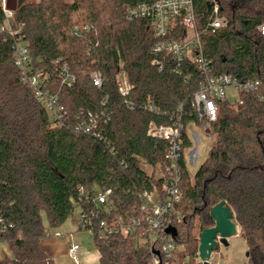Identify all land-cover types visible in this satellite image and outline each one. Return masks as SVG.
<instances>
[{"label":"trees","instance_id":"1","mask_svg":"<svg viewBox=\"0 0 264 264\" xmlns=\"http://www.w3.org/2000/svg\"><path fill=\"white\" fill-rule=\"evenodd\" d=\"M145 1L7 0L20 40L33 64L48 73L49 88L69 120L64 126L54 124L20 81L13 62L14 40L0 34V215L6 225L0 242L12 251L0 264H54L40 242L47 228L58 227L77 208L93 212L95 222L140 218L142 193L157 189L163 194L165 182L147 177L137 157L163 167L174 163L179 174V221L170 220L176 234L166 235L178 264H196L198 236L213 225L209 211L220 201L234 214L248 262L264 264V87L240 94L241 103L217 102L212 144L193 174L183 152L171 160L168 143L146 135L149 122L168 124V118L152 115L142 105L147 96L161 109L173 111L181 105L182 146L188 148L186 128L197 124L191 100L202 75L187 60L179 64L180 72L172 71L174 63L166 58L161 70L151 65V49L158 39L150 22L125 17L127 8ZM215 1L226 24L202 35L211 72L264 81V36L256 31L264 22V0ZM210 2L193 0L198 26L207 19ZM56 59L67 63L75 76L70 87L54 78ZM94 70L101 73L100 88L91 82ZM121 74L133 85L128 96L133 109L125 107L117 91ZM87 115L95 116L92 131L98 137L69 126ZM106 189L109 195L98 203L96 192ZM92 233L96 264L150 263L143 229L103 239L97 237V227Z\"/></svg>","mask_w":264,"mask_h":264},{"label":"built area","instance_id":"2","mask_svg":"<svg viewBox=\"0 0 264 264\" xmlns=\"http://www.w3.org/2000/svg\"><path fill=\"white\" fill-rule=\"evenodd\" d=\"M7 0H0V10L2 12V23H0V34L14 40L12 44L13 62L19 73L20 81L32 92L34 98L44 106L50 119L54 124L64 126L68 124L69 113L60 104L58 96L49 88L48 73L33 64L26 44L20 40L19 26L13 25V11L7 8ZM210 13L207 19L198 26L196 24L193 0H146L145 2L126 9L127 19H147L154 36L158 39L151 49V65L161 70L164 67V59H170L174 65L172 71L180 72L179 64L185 60L194 64L202 75V80L198 90L192 95L191 106L194 110L197 125L202 135L210 140L212 138L211 128L215 122L219 108L218 101L226 100V90L233 88L238 93V98L234 102L241 103L240 94L255 92L260 87H264V81L258 79H238L227 73H212L211 61L204 55L202 47V35L206 31L216 32L222 29L226 22L219 14V7L215 0H211ZM256 31L264 36V22L256 26ZM56 72L54 78L60 86L70 87L75 82V76L69 70L65 62L54 60ZM187 79V77H185ZM90 79L94 86L100 88L102 85L101 73L94 70L90 73ZM133 89V85L128 82L126 76L121 74L117 91L124 98V105L128 109L134 108V103L128 99ZM227 101V100H226ZM104 104V102H103ZM146 112L168 118V124H158L149 122L146 127V135L165 140L168 145V157L175 160L181 152L187 148L182 146V106L179 105L175 110L170 111L158 107L153 98L147 96L143 105ZM95 116L78 119L73 125H69L73 131L79 133H90L98 137V133L93 132ZM188 125L187 133L190 139V152L188 161L194 163L198 157L199 137ZM185 154V153H184ZM185 161H186V155ZM139 167L147 177L162 179L165 182L164 193L161 194L157 189L144 191L142 197L143 204L140 207L142 216L130 221L117 220L107 223L104 221L95 222L93 212L89 214L77 208V228L91 231L97 227V237L103 239L111 234L134 232L136 229H143L148 235L150 245L151 260L149 264H161L162 255L165 264L171 259V264H178L175 259L174 244L167 239L166 228L172 226L170 220L174 218L175 208L181 200V193L178 188L179 174L175 169V164L163 167L161 164L151 165L145 159L137 157ZM187 164V162H186ZM170 173L168 174L167 172ZM110 190L98 191L95 199L98 203H104ZM6 229L0 215V233ZM51 235L46 233L44 238ZM61 235L55 234L53 237L59 238ZM158 241V244H157ZM79 245L69 242L67 252L69 256L76 259ZM211 260V259H210Z\"/></svg>","mask_w":264,"mask_h":264},{"label":"rangeland","instance_id":"3","mask_svg":"<svg viewBox=\"0 0 264 264\" xmlns=\"http://www.w3.org/2000/svg\"><path fill=\"white\" fill-rule=\"evenodd\" d=\"M62 1L71 2L72 0ZM237 98L238 93L235 92L233 88H228L226 90V100L228 102L233 103L235 100H237ZM189 127L196 132L200 141L198 146L199 154L194 163H190L187 157L191 148H187L184 152L186 155L187 168L189 172L193 174L198 168V166L205 160L208 149L212 144V138L210 140L205 138L199 130L198 126L195 124H190ZM77 216V209H74L71 216H69V218H67L61 225L55 228H47V233H49L51 236L59 234L61 235L59 238H69L71 239L69 241L76 242L79 245V250L77 254V258L80 259L79 263H96L97 252L94 247V234L91 231L83 229L79 230L77 228ZM42 223L44 226H46L47 224L46 218L44 216L42 218ZM237 227L239 229L238 225ZM213 253L215 254L214 259H212ZM247 253L248 248L245 240L237 234L228 238L226 246L219 245L218 248H216V250L212 252L211 264H250L248 262V255H246ZM3 256L12 257V251L5 242H0V258ZM196 261L197 264L198 257L196 258Z\"/></svg>","mask_w":264,"mask_h":264},{"label":"water","instance_id":"4","mask_svg":"<svg viewBox=\"0 0 264 264\" xmlns=\"http://www.w3.org/2000/svg\"><path fill=\"white\" fill-rule=\"evenodd\" d=\"M209 6L210 3L208 4ZM209 216L212 218L213 225L201 230L198 236L197 264H210L212 252L219 245L226 246L228 238L236 235L238 232L233 212L225 201H220L212 206L209 211ZM166 233L175 235L176 228L168 226Z\"/></svg>","mask_w":264,"mask_h":264},{"label":"crops","instance_id":"5","mask_svg":"<svg viewBox=\"0 0 264 264\" xmlns=\"http://www.w3.org/2000/svg\"><path fill=\"white\" fill-rule=\"evenodd\" d=\"M237 234L239 235V232H237ZM69 240L71 239L63 238V237L58 239L53 236H50L48 238L42 239L40 244H41V248L52 258L54 264H81L79 263L80 260L79 258L76 257V259H74L71 256H69L67 252L68 243L71 242ZM72 243H76V242H72ZM214 258H215V254L213 253L212 259ZM97 262H98V253H97L96 263ZM96 263H90V264H96ZM210 264H211V260H210Z\"/></svg>","mask_w":264,"mask_h":264},{"label":"bare ground","instance_id":"6","mask_svg":"<svg viewBox=\"0 0 264 264\" xmlns=\"http://www.w3.org/2000/svg\"><path fill=\"white\" fill-rule=\"evenodd\" d=\"M239 232V231H238Z\"/></svg>","mask_w":264,"mask_h":264}]
</instances>
